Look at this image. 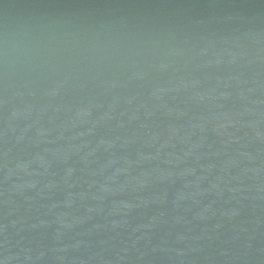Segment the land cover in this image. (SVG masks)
<instances>
[{"label":"water","instance_id":"obj_1","mask_svg":"<svg viewBox=\"0 0 264 264\" xmlns=\"http://www.w3.org/2000/svg\"><path fill=\"white\" fill-rule=\"evenodd\" d=\"M0 264H264V0H0Z\"/></svg>","mask_w":264,"mask_h":264}]
</instances>
